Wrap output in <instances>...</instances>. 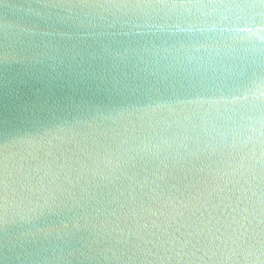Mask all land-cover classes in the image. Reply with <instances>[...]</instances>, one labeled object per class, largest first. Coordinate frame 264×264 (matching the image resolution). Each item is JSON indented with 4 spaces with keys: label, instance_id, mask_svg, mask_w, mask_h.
I'll return each mask as SVG.
<instances>
[{
    "label": "water",
    "instance_id": "water-1",
    "mask_svg": "<svg viewBox=\"0 0 264 264\" xmlns=\"http://www.w3.org/2000/svg\"><path fill=\"white\" fill-rule=\"evenodd\" d=\"M0 264H264V0H0Z\"/></svg>",
    "mask_w": 264,
    "mask_h": 264
}]
</instances>
